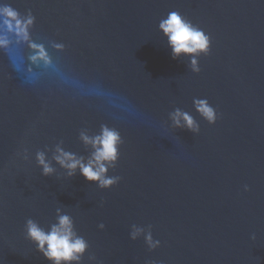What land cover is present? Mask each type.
<instances>
[{
  "label": "water",
  "instance_id": "95a60500",
  "mask_svg": "<svg viewBox=\"0 0 264 264\" xmlns=\"http://www.w3.org/2000/svg\"><path fill=\"white\" fill-rule=\"evenodd\" d=\"M0 264H264V0H0Z\"/></svg>",
  "mask_w": 264,
  "mask_h": 264
}]
</instances>
